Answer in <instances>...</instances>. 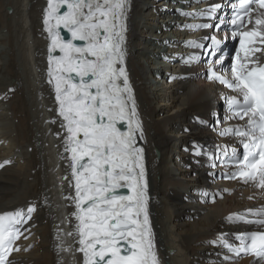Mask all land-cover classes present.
Returning a JSON list of instances; mask_svg holds the SVG:
<instances>
[{"label":"bare ground","instance_id":"obj_1","mask_svg":"<svg viewBox=\"0 0 264 264\" xmlns=\"http://www.w3.org/2000/svg\"><path fill=\"white\" fill-rule=\"evenodd\" d=\"M148 3L131 0L127 49L147 131L150 214L161 263L264 264L257 257L222 259L226 252L214 243L241 231L240 221L228 217L264 206V190L243 181L212 182L208 156L214 135L207 122L220 108L216 104L222 88L207 82L197 66L177 64L168 75L157 70L155 61L167 52L155 40L157 29L162 30L155 23L158 7ZM45 5L44 0H0V102L5 105L0 110V215L23 210L27 216V209L35 207L25 227L34 241L22 239L11 264H84L65 151L67 132L48 81ZM155 74L164 80L176 77L165 85L158 80L155 92L149 81ZM197 74L203 80H196ZM157 100L160 109L154 105ZM164 107L177 113L171 116ZM2 140L12 142L11 150ZM175 140L181 144L180 160L172 156ZM195 145H200L201 155L194 154ZM209 191L222 194V199L205 201L204 192Z\"/></svg>","mask_w":264,"mask_h":264},{"label":"snow or ice","instance_id":"obj_2","mask_svg":"<svg viewBox=\"0 0 264 264\" xmlns=\"http://www.w3.org/2000/svg\"><path fill=\"white\" fill-rule=\"evenodd\" d=\"M128 2L48 0L45 10L49 52L61 53L49 55L48 75L49 83L54 82L59 115L67 132L65 151L71 154L78 250L84 254V264H159L148 214L144 149L137 147V134L143 139L142 122L123 66ZM221 8L216 3L203 12L183 15L212 18ZM232 8L234 15L228 23L236 29L233 38L238 35L240 39L230 76L209 69L210 79L237 94L230 98V110L234 117L245 120L243 128L221 132L240 137L243 148L239 154L233 149L230 160L236 170L226 173L225 178L264 190V0H238ZM185 27L207 29L212 25ZM61 29L69 34L67 38ZM208 39L212 41L209 54H214L220 41ZM189 46L205 47L195 41ZM198 59L190 56L185 63ZM223 60L221 53L215 62L222 64ZM195 147L194 154L201 155ZM123 188L129 194H120ZM34 211L35 207H29L27 216L23 210L0 215V264H9L11 253L19 251L13 247L21 235L15 226L31 219ZM248 211L264 217V209ZM228 220L264 225V218L253 221L243 214ZM239 240V246L223 237L214 243H221L236 256L251 254L264 261V231L247 233Z\"/></svg>","mask_w":264,"mask_h":264},{"label":"rangeland","instance_id":"obj_3","mask_svg":"<svg viewBox=\"0 0 264 264\" xmlns=\"http://www.w3.org/2000/svg\"><path fill=\"white\" fill-rule=\"evenodd\" d=\"M153 47L154 46H152V49H153ZM158 50V49H157ZM144 60V63L146 64V66H152V64L150 63V61H148V59L147 58H144L143 59ZM157 65V64H156ZM150 68V67H149ZM154 79H156L155 77H154V75H151V77L149 78V81H151V85H152V88H154V87H156V88H154L153 89V91H157V88H158V86L157 85H159L158 83H159V81H155ZM163 81H164V83H163V85H165V80L163 79ZM162 81V82H163ZM161 82V83H162ZM167 84V83H166ZM160 102L157 100V101H155V103H154V105H155V107H157V108H161L162 106L159 104ZM0 110H2V111H4V108H5V105L4 104H2L1 102H0ZM163 111H165V112H167V114H171V116H174L176 113H177V111H175L174 110V107H169V108H165L164 107V109H162ZM171 112V113H170ZM176 119H174L173 120V124H176L177 125V123H176ZM1 123V122H0ZM178 140L176 141H174V144H175V148L176 147H178ZM2 144L5 146V148H7V149H10L11 150V144H12V142L11 141H7V140H2ZM173 157H175V159L177 158V153H175L174 155H172ZM176 162V161H175ZM174 166H175V170L176 171H178V166H177V163H175L174 164ZM179 170H180V168H179ZM220 199H222V198H220ZM219 199V200H220ZM34 236H32V240H29L30 242H33L34 241V238H33ZM31 239V238H30Z\"/></svg>","mask_w":264,"mask_h":264}]
</instances>
